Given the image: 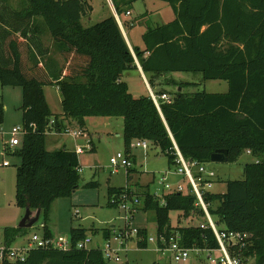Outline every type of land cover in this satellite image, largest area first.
I'll list each match as a JSON object with an SVG mask.
<instances>
[{"label": "trees", "instance_id": "trees-1", "mask_svg": "<svg viewBox=\"0 0 264 264\" xmlns=\"http://www.w3.org/2000/svg\"><path fill=\"white\" fill-rule=\"evenodd\" d=\"M111 1L119 15L136 0ZM165 1L174 18L149 28L142 35L144 49H134L157 106L149 91L134 96L122 80L125 70L137 67L114 15L84 25L82 18L92 9L89 0H20L19 8L0 0V83L21 88L25 129L12 152L20 158L14 202L24 209L39 210L40 218L47 220L52 202L70 196L80 185L78 156L66 148L47 150V133L60 132L72 121L84 126L88 117L121 116L129 161L136 139L158 147L174 170L177 150L186 161L206 166L220 149L227 150L228 161L243 152L255 157L244 164L242 178L227 180L222 192L204 190L202 196L219 230L249 235L244 245H229L230 253L245 263L264 264V0ZM44 33L60 53L63 63L59 68L48 55L50 48L41 38ZM144 51L149 52L146 57ZM175 71L224 80L228 89L223 93L186 92L184 87L196 83L179 82L171 74ZM46 85L59 88L60 114L53 113L47 103ZM162 85L180 89L167 92ZM163 93L170 96V102L160 98ZM4 110L0 102V124ZM95 184L90 180L83 186ZM188 189L156 197L147 184L137 192L128 185L109 187L107 205L118 207L123 198L136 194L139 209L154 213L157 234H178L185 248L216 249L212 229L200 227L207 223L205 213ZM170 211L180 212L179 220L201 219L194 225L172 226ZM24 232L25 228L5 227V250ZM103 235L109 237V230ZM137 235L136 245L146 248V228H139ZM43 236L52 237L46 224ZM85 237L84 227H72L71 248L32 247L22 259L5 254L0 264H111L100 248L75 246Z\"/></svg>", "mask_w": 264, "mask_h": 264}, {"label": "rangeland", "instance_id": "rangeland-1", "mask_svg": "<svg viewBox=\"0 0 264 264\" xmlns=\"http://www.w3.org/2000/svg\"><path fill=\"white\" fill-rule=\"evenodd\" d=\"M16 8L22 3L20 0H7ZM92 9L90 14L84 19L85 24H93L107 14L113 15V10L109 0H89ZM131 15L127 17L124 13L119 14L120 19H128L129 27L127 31L130 36L137 41H141L142 32L154 27L158 22H168L174 18L171 5L165 0H136L129 6ZM110 11V12H109ZM109 12V13H108ZM91 19V20H89ZM44 44L50 48L51 56L58 58L50 41ZM49 51V52H50ZM176 80L194 82L183 88L186 92L206 91L212 93H223L228 89L224 80L204 79L199 72L175 71L171 73ZM179 86L162 85L167 92H174ZM45 94L49 99L50 106L55 112H61V103L57 99V94L50 85L44 86ZM149 91V90H148ZM157 92V89H154ZM0 102L4 105V117L0 124V250L5 247L3 241V230L5 227H15L24 215V207H19L14 202L16 167L20 163V158L12 154L18 146H10V131L15 125H21V102L22 90L18 86H2L0 83ZM68 126L70 131L80 130L81 135L73 138L69 134L50 131L45 138L47 150L56 151L63 147L74 150L75 145L85 146L93 144L83 149L78 155L81 171L79 172V187L70 196L55 199L51 206L47 220L40 218L31 227H26L25 232L17 236L9 245V249H14L17 253H22V249L27 248L30 237L35 233L43 236V226L46 224L53 237L62 236L69 238L72 227H84L86 236L90 238L89 246H98L102 250L107 244L112 249L118 250V255L122 262L126 264H212L207 258L205 251H189V256L184 261H175L169 252L157 250L154 242L148 241L146 248L136 245L135 238L124 240L119 236L122 231L130 228H146L148 236L156 238L157 228L154 213L138 209L129 220L126 226L125 213L122 206L109 207L107 205V191L109 187L120 188L128 185L132 190H140V186L148 185L153 192L162 193L165 190L159 179L166 172V181L170 183L180 182L184 190H187V181L173 173L174 167H169L166 157L158 147L151 144L144 150L134 144L130 148L131 177L127 181L125 166L113 167L109 160L118 152L126 156L123 143V118L121 116H93L85 119L84 126L72 121ZM61 139V140H60ZM91 142V143H90ZM134 155V157H133ZM256 160L254 156L243 152L235 161L212 162L207 165L215 174V181L210 187L211 191L222 192L225 190V183L229 179H239L243 177V166L246 162ZM94 180L96 184L91 187L83 186L86 182ZM165 181V182H166ZM136 195V194H135ZM132 201H128L130 205ZM178 211H170V223L172 226L194 225L201 219L180 218ZM104 230H109V237L103 235ZM220 256L218 251L212 252V257ZM249 264V263H248Z\"/></svg>", "mask_w": 264, "mask_h": 264}, {"label": "built area", "instance_id": "built-area-1", "mask_svg": "<svg viewBox=\"0 0 264 264\" xmlns=\"http://www.w3.org/2000/svg\"><path fill=\"white\" fill-rule=\"evenodd\" d=\"M111 6L113 7V3L111 0H109ZM113 14L116 18V21L120 24V18L116 10L113 8ZM126 14H129V11L126 12ZM149 54L148 51H144V56L146 57ZM134 60L138 63V60L136 56L133 54ZM139 64V63H138ZM149 94L155 104L158 106V99L156 95L153 93V91L149 88ZM161 99L170 102V96L163 93L160 96ZM59 133H65L69 134L73 138H76L78 135L82 134V131L80 130H74L70 131L68 126H66L63 130H61ZM25 134V129L22 125H15L11 128L10 131V146H18L21 141V137ZM91 143V142H90ZM138 146L146 150L148 148L149 143L146 140H140L136 139L132 142V145ZM90 146V150L92 147V143L89 144V141L85 146L82 145H75L74 152L78 156L83 152V149ZM177 163L178 166L175 168L173 173L175 175L183 176V179H186L187 185H189L188 191L195 194L197 198V204L203 209L207 223H200V227H206L209 226L216 238V241L218 243V247L216 249H201V248H185L180 244L179 236L178 234H171L169 236H165L163 234H157L156 238L149 237L147 239L148 241L154 242L156 244L157 250L169 252L172 256V259L175 261H184L189 256V251H195L196 253H199V251H205L207 253V258L210 260L212 264H248L245 263L244 260L241 259L239 255H232L228 249L229 245H244L245 240L249 236L245 232H239V231H226V230H219L217 226L215 225L213 219L208 213L207 205L203 200V191L209 190L212 186V183L215 181L216 174L215 172L209 168L208 166L204 164H199L195 161H186L184 157L181 155V153L177 150ZM110 164L113 167L118 166H128L130 164L129 159L127 156H123L121 153H117L115 156H112L109 160ZM78 171H81V166H78ZM166 172L160 176V183L163 185L165 190L162 193H159L158 191L153 192L154 196L160 197L163 193L167 192H185L183 186L180 182L176 183H170L166 181ZM166 181V182H165ZM128 201H132L130 205H127ZM141 201L139 197L136 195H133L132 198L125 197L121 200V202L118 204V206H122V209L124 210V213L126 214L124 217L126 226L129 225V220L133 216V214L139 209ZM139 228H130L129 230L122 231L119 233V236L123 238L124 240L134 239L135 242L140 239L138 234ZM90 242V238H87V236L84 239L78 240L75 244L77 248H90L95 247L99 248L98 246H89L88 243ZM71 242L69 238H64L62 236L58 237H44V236H38L37 234H33L30 237V242L27 246V248L22 249V253H17L14 249L7 248V251L5 250V247L0 250V260L3 259L4 255L6 254L8 258L10 259H16V258H23L26 251L32 247H45V246H52L60 249H68L71 248ZM101 249V248H100ZM102 250V249H101ZM6 251V253H5ZM104 253L105 259H107L111 264H126L125 262H122L120 260V257L118 255L117 249H112L109 244L105 246V249L102 250ZM218 251L220 253V256L217 258L212 257V252Z\"/></svg>", "mask_w": 264, "mask_h": 264}, {"label": "crops", "instance_id": "crops-1", "mask_svg": "<svg viewBox=\"0 0 264 264\" xmlns=\"http://www.w3.org/2000/svg\"><path fill=\"white\" fill-rule=\"evenodd\" d=\"M112 7V6H111ZM113 8H114V5H113V7H112V10H113ZM115 9V8H114ZM126 11H130L129 9H127ZM126 11H123L122 13H124V15L127 17L128 15H131V13L129 12V14H126ZM110 12V11H109ZM108 12V13H109ZM106 15H108L107 14V12H106ZM114 15V14H113ZM120 15H121V13H120ZM106 17V16H105ZM104 18V17H103ZM120 18V17H119ZM39 20V19H38ZM89 20H91V19H89ZM101 20V19H100ZM99 20V21H100ZM170 21V20H169ZM82 23L84 24V25H86L85 24V21H84V19H83V21H82ZM117 23H118V25H119V28H120V30H121V32H122V34H123V36H124V38H125V41H126V43H127V45H128V48H129V50H130V52H131V54L133 55H135V52H134V49L135 48H139V49H144V45H143V40H142V35L149 29H147L146 31H144V32H142V34H141V41H137V39H133L130 35V33H129V31H127V28L129 27V20L128 19H120V24H119V22L117 21ZM162 23H165V22H158V24H156V25H159V24H162ZM131 24V23H130ZM87 25H91V24H87ZM155 25V26H156ZM154 26V27H155ZM152 28V27H151ZM41 38L43 39V41H47V43H49L48 41H50V43H51V40H50V36L47 34V33H44L42 36H41ZM56 53H57V55L59 56L58 58L56 57V58H54V57H52L53 59H51V60H55L54 62H55V64L57 65V67L59 68L61 65H62V63H63V60H62V58H61V56H60V53L58 52V51H55ZM49 57L51 56V51L49 52ZM136 56V55H135ZM143 56H144V52H143ZM137 58V57H136ZM45 60H47V57L45 56V58H44ZM137 60H138V58H137ZM138 63H139V61H138ZM136 61H135V64H136V69H129V70H125L124 72H123V74H122V80H124L127 84H128V87H129V91L134 95V96H139V95H142V94H146L147 93V91L149 90V88L152 90V88L150 87V85H149V83H148V80H147V77H146V75H145V73L143 72V70H142V68H141V66H140V64H138ZM54 66V65H53ZM179 82H187V81H180V80H178ZM51 87H53L54 88V90H55V92H56V94H57V99L59 100V102L61 103V95H60V91H59V88L56 86V85H52ZM43 91H45V89H44V87H43ZM44 95H45V98H46V100H47V103L49 104V107H50V109H51V111L53 112V113H56V114H60L61 112H55L53 109H52V107L50 106V102H49V99L47 98V95L45 94V92H44ZM61 108H62V106H61ZM61 140V139H60ZM63 148H66V147H63ZM93 148H94V145H93ZM246 153H248V152H246ZM249 154V153H248ZM53 203V202H52ZM51 206H52V204H51ZM50 211H51V208H50ZM50 214V213H49ZM16 227V226H15ZM52 236V235H51ZM53 237V236H52Z\"/></svg>", "mask_w": 264, "mask_h": 264}, {"label": "water", "instance_id": "water-1", "mask_svg": "<svg viewBox=\"0 0 264 264\" xmlns=\"http://www.w3.org/2000/svg\"><path fill=\"white\" fill-rule=\"evenodd\" d=\"M180 87H178V90ZM210 160L212 162H227V150L226 149H220L217 150L215 153L211 155ZM41 212L39 210H30L28 207H25L24 215L22 216L19 223L16 225L17 228H26L31 227L33 224H35L40 219Z\"/></svg>", "mask_w": 264, "mask_h": 264}]
</instances>
